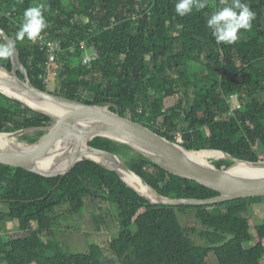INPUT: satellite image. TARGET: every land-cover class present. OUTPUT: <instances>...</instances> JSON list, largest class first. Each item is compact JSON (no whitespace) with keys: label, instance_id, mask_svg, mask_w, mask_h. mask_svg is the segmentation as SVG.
Instances as JSON below:
<instances>
[{"label":"trees","instance_id":"trees-1","mask_svg":"<svg viewBox=\"0 0 264 264\" xmlns=\"http://www.w3.org/2000/svg\"><path fill=\"white\" fill-rule=\"evenodd\" d=\"M177 0H0V28L14 42L32 85L42 83L46 55L37 42L17 39L26 8L44 4L48 23L41 36L60 39L53 95L86 105L108 106L122 118L188 151L225 153L246 162L264 161V0H242L256 13L251 30L234 44L217 43L207 26L221 0L190 15L175 13ZM231 3V0H227ZM8 14V16H7ZM0 44H4L0 39ZM91 47L97 58L82 64ZM0 66L11 71L10 59ZM201 73L203 81L193 79ZM20 79L22 75L18 73ZM237 95L240 108L228 114ZM174 98L164 108L165 99ZM51 120L0 94V133L47 127ZM41 135L24 139L32 144ZM180 136L182 143L176 141ZM85 146V144H83ZM89 146L117 157L159 195L209 199L218 194L175 177L128 146L95 138ZM223 155V154H222ZM229 161L215 162L226 169ZM87 199L109 204L118 213L117 236L107 248L119 264H260L264 222L249 232L246 216L261 198L197 207L151 205L118 176L83 160L61 180L0 163V219L15 221V236L0 243L5 264H107L97 245L86 253L65 254L55 240L68 216L83 214ZM108 207V206H107ZM193 213L198 228L185 229L175 211ZM109 209L102 219L109 220ZM189 234L204 245H195ZM253 243L245 249L246 243Z\"/></svg>","mask_w":264,"mask_h":264},{"label":"water","instance_id":"water-1","mask_svg":"<svg viewBox=\"0 0 264 264\" xmlns=\"http://www.w3.org/2000/svg\"><path fill=\"white\" fill-rule=\"evenodd\" d=\"M0 39L3 43L13 42L1 28ZM9 59L11 71L0 66V72L7 77L0 79V89L11 91L14 97L1 91L0 94L25 105L34 113L48 117L51 123L42 128L0 133V140L2 136H8L16 141L7 146L0 144V163L43 177H60L62 180L79 162L92 161L115 173L127 188L151 205L197 207L239 199L264 198V174L240 175L232 171L237 163L264 171V161L246 162L222 153L224 160L231 162L226 169L200 163L189 156L191 152L200 151H188L178 144L170 143L141 125L122 118L116 111H110L108 106L86 105L39 90L30 82L16 46L14 55ZM18 73L23 79L19 78ZM43 106L56 108L62 114L44 112L41 110ZM35 131L41 132V135L32 144L21 145L17 142L19 138ZM99 137L126 145L167 173L202 185L218 195L202 200L163 197L117 157L89 146L91 140ZM128 176L135 177L140 184L136 187L128 184Z\"/></svg>","mask_w":264,"mask_h":264},{"label":"rangeland","instance_id":"rangeland-1","mask_svg":"<svg viewBox=\"0 0 264 264\" xmlns=\"http://www.w3.org/2000/svg\"><path fill=\"white\" fill-rule=\"evenodd\" d=\"M264 22V20H263ZM88 53L90 51L88 50ZM6 60H0V63H4ZM197 75L193 77L197 81H203L201 73L196 72ZM47 92L52 93L54 91V84L49 83L46 88ZM175 102L174 98L165 99L164 108L170 107ZM39 132H31L26 136H23L17 140L21 145L28 144L24 139L25 137L33 139L38 136ZM176 139L182 140L180 136ZM258 154L264 153V148L260 145L257 147ZM226 161L224 159L214 160L211 163ZM231 163V162H230ZM108 206V207H107ZM1 208V207H0ZM109 209L111 215L108 218L109 220L104 221L102 219V211ZM1 211V210H0ZM176 217L181 225L185 229L198 228L196 226L193 213H182L181 211H175ZM252 222L249 232L252 235V241L256 242V236L253 226L260 225L264 222V198H261V201L255 204H252L249 208V212L246 215ZM118 213L115 207L109 204H103L102 202H97V200L87 199L83 214L79 216H68L64 219L61 224L60 229L56 230L55 240L61 245L62 251L65 254H74V253H86L91 245H97L101 248L103 253L102 261L107 264H119L117 259L109 252L107 245L110 239H113L117 236V224H118ZM18 229V225L15 221L12 222V229L8 233L6 240L11 236H15V230ZM190 239L195 245H204L203 241L200 240L197 236L189 234ZM252 243H246L244 245L245 249H250ZM204 264H216V259L213 254H209L205 260ZM260 264H264V257H262Z\"/></svg>","mask_w":264,"mask_h":264},{"label":"clouds","instance_id":"clouds-1","mask_svg":"<svg viewBox=\"0 0 264 264\" xmlns=\"http://www.w3.org/2000/svg\"><path fill=\"white\" fill-rule=\"evenodd\" d=\"M222 7L214 11L207 19V26L217 43L234 44L239 40L241 30L249 31L256 19V13L242 0H221ZM208 6V0H177L175 13L180 17L190 15ZM44 4L28 7L23 12V20L17 32V39L35 42L41 38L48 23L44 16ZM13 42L0 44V60H7L14 55Z\"/></svg>","mask_w":264,"mask_h":264},{"label":"built area","instance_id":"built-area-1","mask_svg":"<svg viewBox=\"0 0 264 264\" xmlns=\"http://www.w3.org/2000/svg\"><path fill=\"white\" fill-rule=\"evenodd\" d=\"M1 6H0V14H1ZM8 16V14H7ZM37 44L39 46L40 51L44 52L46 55V61L44 63V69L45 72L43 75H41V80L45 88L48 87V84L50 83V77L55 75V70L57 68V55L59 53H63L62 49V41L60 39L56 40H48V37L41 36V38L37 39ZM90 53H88V50H84L82 54V64L88 65L92 61H94L97 58V52L93 47L89 49ZM227 102H233V106L231 107V110H229L230 115H233V113L240 108V102L237 95H231L229 99H226ZM178 139H176L177 141ZM180 143L181 141L178 140Z\"/></svg>","mask_w":264,"mask_h":264},{"label":"bare ground","instance_id":"bare-ground-1","mask_svg":"<svg viewBox=\"0 0 264 264\" xmlns=\"http://www.w3.org/2000/svg\"><path fill=\"white\" fill-rule=\"evenodd\" d=\"M0 79H7V77L5 76V74L0 72ZM1 92H4L12 97H14V95L11 93V91L9 90H2L0 89ZM31 104V103H28ZM44 112L48 111V112H52L53 114L59 115L62 114V112L56 108H50V107H46L43 106L42 109ZM0 140V144L2 146H7L10 145L11 142H14L15 140L8 138V136H2ZM16 142V141H15ZM177 142H179L177 140ZM84 146V145H83ZM189 156L192 157L193 159H195L196 161L206 164V165H212L211 161L214 160H220V159H224L225 156L219 153H214V152H204V151H200V152H191L189 153ZM233 172L240 174V175H260V174H264V171H260L254 168H251L249 166H247L244 163H237V165L232 169ZM126 182L134 187H136L138 184H140L139 180L136 179L135 177H130L128 176L126 179ZM134 184V185H133ZM145 190V189H144ZM143 193V192H141Z\"/></svg>","mask_w":264,"mask_h":264},{"label":"crops","instance_id":"crops-1","mask_svg":"<svg viewBox=\"0 0 264 264\" xmlns=\"http://www.w3.org/2000/svg\"><path fill=\"white\" fill-rule=\"evenodd\" d=\"M0 207H1L0 208L1 211L6 209V205L3 203H0ZM11 229H12V222L11 221H9L7 219H0V243H4L7 241L5 239V237H7L8 233L10 232ZM15 232H17V230H15ZM252 245H253V243L250 244V246H252ZM0 264H5V263H0Z\"/></svg>","mask_w":264,"mask_h":264}]
</instances>
